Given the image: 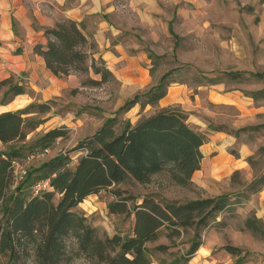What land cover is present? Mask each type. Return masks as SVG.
I'll use <instances>...</instances> for the list:
<instances>
[{
    "label": "rangeland",
    "instance_id": "obj_1",
    "mask_svg": "<svg viewBox=\"0 0 264 264\" xmlns=\"http://www.w3.org/2000/svg\"><path fill=\"white\" fill-rule=\"evenodd\" d=\"M33 2L45 12L52 6L50 0ZM86 21L98 44L96 58L108 52L112 57L108 62L115 77L101 85H82L90 77L100 78L91 70L58 78L46 69L43 60L31 50V44L47 42L46 37L39 39L38 31L33 36L24 34V45L18 43L11 50L23 54L30 67L6 72L30 90L7 105L0 103V108L17 110L47 101L52 104L50 112L37 116L45 122L28 134L26 145L51 128L68 129L67 136L59 138L49 150L20 160L21 167L29 171L69 151L74 166L81 156L75 151L76 146L107 120L117 118L115 127L120 132L127 121L136 124L159 109L174 107L188 113V121L208 133L212 149L205 154L201 169L193 174L189 186L176 184L168 171L155 174L146 184L127 181L117 186L125 191L124 195L131 194L141 202L149 193L172 200L238 193L264 172V129H246L264 124V93L259 99L253 96L264 91V79H224L218 84L198 85L201 74H264V0H90ZM32 27H37L35 22ZM152 55L160 58H151ZM124 71L125 75L132 74L134 81L126 82ZM167 72L176 80L168 88L167 101L143 110L136 105L121 111L129 98L158 83ZM6 89L0 90V99ZM211 125L222 130L212 131ZM0 148L6 146L0 142ZM216 157L223 159L222 166L216 163ZM236 170L239 174L233 177ZM112 189L88 196L78 210L101 233L130 234L135 217L109 211V203L115 199ZM14 190L12 187L8 194ZM3 213L0 201V223ZM248 216L264 221V187L243 200L235 214L224 211L219 215L218 220H225L226 224L203 232V245L188 264H235L237 257L224 248L226 245L240 247L244 254L249 252L242 264H264V237L243 228ZM189 238L190 235L177 238L173 245L166 233L161 234L149 247L168 244L170 248L166 253L155 252L152 264H170L188 249ZM7 263L8 257L0 255V264ZM69 264L92 263L80 256Z\"/></svg>",
    "mask_w": 264,
    "mask_h": 264
},
{
    "label": "trees",
    "instance_id": "obj_2",
    "mask_svg": "<svg viewBox=\"0 0 264 264\" xmlns=\"http://www.w3.org/2000/svg\"><path fill=\"white\" fill-rule=\"evenodd\" d=\"M42 30L47 42L36 43L34 52L44 57L47 68L55 75L65 77L91 70L100 76L90 77L82 85H101L114 79L115 74L103 56L96 58L98 44L85 21L64 18L54 26H43ZM170 76L171 72L165 73L158 83L129 98L121 111L137 104L142 110L148 105H158L176 81ZM252 78L263 80L264 74L246 75L240 71L216 76L201 74L198 85L218 84L224 79L245 82ZM4 87L7 89L0 99L3 105L30 90L27 84L16 82L14 75L0 79V90ZM263 93L258 91L253 96L259 99ZM51 108V102L47 101L0 113V142L6 146L0 148V201L4 212L0 255L8 257L7 264H69L80 256L92 264H152L155 252L166 253L170 248L168 244L149 247L163 233L173 245L177 238L190 235L188 249L170 263L188 264L203 245V232L226 224L225 220H218L219 215L224 211L235 214L243 200L264 187L263 172L238 193L184 200L149 193L141 202L131 194L124 195L125 191L117 186L127 181L146 184L155 174L168 171L176 184L189 186L193 174L201 169L204 158L201 147L208 142V133L193 126L188 113L174 107L159 109L136 124L127 121L120 132L115 127L118 119H109L76 146L75 151L81 153L76 165H72L70 151L61 153L33 167L18 181L16 162L50 149L59 138L67 136L66 126L54 127L26 145L28 134L45 122L37 116L50 112ZM210 129L222 130L213 125ZM246 129L259 131L264 124ZM238 174L236 170L232 176ZM43 180L49 181L48 187L35 193L34 186ZM12 187L15 190L8 194ZM111 187L115 199L109 203V211L135 217L130 234L101 233L78 210L88 196ZM243 228L264 237L261 218L248 216ZM224 248L237 257L235 264H242L249 255L237 246Z\"/></svg>",
    "mask_w": 264,
    "mask_h": 264
},
{
    "label": "crops",
    "instance_id": "obj_3",
    "mask_svg": "<svg viewBox=\"0 0 264 264\" xmlns=\"http://www.w3.org/2000/svg\"><path fill=\"white\" fill-rule=\"evenodd\" d=\"M33 1L36 0H0V79L11 76L9 75L10 73L6 72L7 70L19 72L20 70H25L30 67V64L27 63L25 57H23V54L11 51L12 48H14L13 46L18 43L22 44V46L24 45V34L33 36L37 33L36 31H38L41 33L39 37L41 40L42 38H45L44 30H42L43 26H54L64 18H72L79 22L85 21L88 30L90 31V25L86 21V18L90 16V0H50L52 6L47 12L37 7L38 5ZM34 22L37 25L36 28L32 27ZM36 43L31 44V50L37 57L43 60L46 69H48L44 57L34 52V46ZM102 56L109 65L108 61L112 58L110 53L108 52L106 55L102 54ZM110 69L113 71L111 67ZM48 70L53 73L50 69ZM124 73L125 71L122 72V76H124L123 78L126 82L134 81V78L131 77L132 74L127 73V75H125ZM57 77L61 78L59 76ZM139 79L140 78L138 77V80ZM167 96L168 93L159 101V103L163 104L167 101ZM9 110L12 109L0 108V113ZM201 149L204 156L205 154H208L212 149L211 142L208 141L203 144ZM215 160L219 166L224 164L221 157H216Z\"/></svg>",
    "mask_w": 264,
    "mask_h": 264
},
{
    "label": "built area",
    "instance_id": "obj_4",
    "mask_svg": "<svg viewBox=\"0 0 264 264\" xmlns=\"http://www.w3.org/2000/svg\"><path fill=\"white\" fill-rule=\"evenodd\" d=\"M47 150H49V149H47ZM47 150H46V151H47ZM44 152H45V151H44ZM41 153H42V152H41ZM41 153H39V154H37V155H40ZM32 156H36V155H32ZM14 171H15V176H16L17 180L23 178L24 175L27 173V170L24 169L23 167H21V166L19 165V162H16V163H15V169H14ZM48 185H49V181H48V180L40 181V182H38V183L34 186V192L37 193V192H39L41 189L48 187Z\"/></svg>",
    "mask_w": 264,
    "mask_h": 264
}]
</instances>
